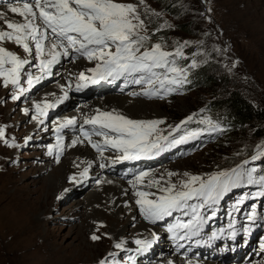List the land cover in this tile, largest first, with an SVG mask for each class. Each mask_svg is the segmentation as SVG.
Masks as SVG:
<instances>
[{
  "label": "rangeland",
  "instance_id": "rangeland-1",
  "mask_svg": "<svg viewBox=\"0 0 264 264\" xmlns=\"http://www.w3.org/2000/svg\"><path fill=\"white\" fill-rule=\"evenodd\" d=\"M116 2L136 7V13L143 21L140 34L148 37L141 51L160 44L161 50L172 53L174 60L179 63L189 59L190 68L187 72L190 74L202 63L207 73L221 82L226 80L240 88L264 110V0ZM170 2L178 5L176 11H169ZM182 24L186 26L181 27ZM3 42H0L2 47ZM9 45V42L5 43V46ZM8 49L16 53L23 47L19 45V48ZM177 49L182 55H176ZM27 60L29 64L22 68V76L31 72H34L33 76L36 75L32 55L27 56ZM61 69L53 72L55 79ZM121 78L125 84L132 85L133 89L141 93L136 98L157 106L156 114L150 113L142 120L162 121L156 125L157 131L151 138L155 140L156 137H167L166 140H159L163 160L162 164L154 166H160V172L153 173L155 178L162 175L164 183H179L188 180L190 176L202 178L226 169L254 150L264 151V136L258 134L264 131L263 122L231 125L230 131L222 130L219 126L217 136L200 148L198 144H187L182 155L177 158L175 148H170L173 141L180 140L173 137L177 125L181 127V122L188 121L189 116H192L191 120L200 122L214 115H225L223 98L215 96L218 87L209 85L171 95L164 93L159 86L154 88L157 83L137 85L131 83V78ZM3 80L0 77V129L4 133L0 137V264H100L101 261L104 264H129L130 260L125 257L121 247L115 246L118 242L113 237L119 235L117 227L124 224L128 228L124 226L126 232L123 237L128 239V244L136 245L138 238L133 235L140 228L134 229V225L129 224L133 219L130 220L131 215L120 210L121 207L111 194L112 187L102 183L103 179L99 184L98 181L94 184L93 181L88 182L86 178L74 182L73 170L63 179V192L57 193L58 188L50 186L51 173L59 164L45 165L40 152L42 148L37 141L44 132L38 127L34 128L33 116L39 117L33 112L34 107L30 108L28 115L21 114L44 85L36 87L37 85L32 84L31 88L26 85L20 98L13 100V87L11 84L5 87ZM219 87L220 90L223 89L220 83ZM146 89H152L157 94H142ZM133 119L140 120L134 116ZM46 137L48 135L45 133L44 138ZM63 137L67 138L68 134ZM70 162H77L75 154H70ZM95 166L97 164L94 163ZM84 168L85 166H81L79 170ZM168 173L175 175L169 176ZM184 173L189 175L185 176ZM145 184L149 183L145 181ZM168 186L160 184L158 189H154L152 185L150 193H155L156 197L162 193L159 191L160 187ZM90 192L93 196L100 195L98 203H94L91 209L88 202L92 198L87 200ZM151 197L155 198L154 195ZM136 200L134 207L140 208L135 203ZM98 209L100 213L105 212L102 218L89 214ZM93 234L99 235L100 239L92 240ZM139 247L137 244L136 248Z\"/></svg>",
  "mask_w": 264,
  "mask_h": 264
},
{
  "label": "snow or ice",
  "instance_id": "snow-or-ice-1",
  "mask_svg": "<svg viewBox=\"0 0 264 264\" xmlns=\"http://www.w3.org/2000/svg\"><path fill=\"white\" fill-rule=\"evenodd\" d=\"M7 8L11 13L22 17L23 22L9 20L6 18L7 13L0 11V20H3L7 29H11V31L0 30V41H14L17 45H22L25 52H31L32 49L28 43L30 39L35 42L37 56L44 54L45 41L50 42L49 55L51 59L40 60L41 72L49 69L52 64L57 62L58 56H70L71 50L89 61H97L95 67L88 70L93 76L86 77L82 72L80 73L81 80L88 79L92 83H96L97 77L99 80L123 77L125 79L131 78V83L137 85L159 83L160 88L165 87L166 81L171 84L181 83L179 79L174 77L169 79L166 73L154 71L156 68H167L168 72L182 73L183 69L168 67L170 64L169 57L172 53L162 51L160 44H155L150 50L141 51L148 37L140 34L139 29L143 28V21L140 20L136 13V7L132 4L118 3L116 0H33L32 3L25 2L22 5L8 3ZM57 49H62V53L55 51ZM176 55H182L179 49H177ZM27 64H29L27 59H21L16 53L0 46V77L4 78L5 87L9 84L19 86L21 69ZM5 65H11V67H5ZM32 80L33 78L29 75L28 84L30 86ZM20 91L23 92L24 89L21 88ZM139 94L141 93H130V95ZM142 94L155 95L157 92L146 89ZM19 98L13 93V100ZM64 98H67L66 92ZM53 106L51 103L44 102L43 105L37 103L35 108L40 116H46L47 109ZM24 111L27 113L28 109H24ZM33 119H37V117L33 116ZM187 119L191 120L192 116ZM74 122V120H68L67 124ZM160 123L162 121L130 119L115 112V110L104 111L84 120V124L94 126L92 134L104 137L103 146L93 142L91 134L83 126L81 132L101 156H103L105 147L110 146L122 151L123 154L117 157L118 160H132L139 159L141 155H148L153 150H159L161 147L159 140H166L167 137H156L155 140L151 137L157 131L156 125ZM181 123L185 122L182 121ZM97 125L99 128L95 127ZM176 127L178 129L180 125ZM3 135V130L0 129V137ZM183 139L184 137H181L180 140L173 142L180 143ZM49 152L51 153V147ZM58 159L59 157H57ZM252 159L255 160L257 157L253 156ZM100 167H105V165L101 164ZM86 173L87 169L81 175ZM149 175L148 172L141 171L136 179L143 181V178ZM168 175L173 176L175 173H168ZM184 175L188 176L189 174L184 173ZM240 175L237 169H232L231 173H214L207 180H203L199 176H190L188 180L180 182L179 188L174 183L168 187H160L159 191L163 194L156 196L155 199L148 198L155 193L137 191L135 195L139 198L136 200V204L140 206L144 218L152 223L172 216L173 211L177 209L191 207L193 212H196V205H189V200L193 197H202L207 203L226 191L229 184L235 182L234 177L238 180ZM73 179L75 178L73 177ZM197 181H199V186H193ZM260 181L264 182V176L260 177ZM253 182L251 172H249L248 183ZM153 184L159 186V181H149L148 186L151 187ZM195 219L196 216H193L191 220L179 226L191 229L195 226L193 223ZM169 230H171V226H169ZM91 239L95 241L99 240L100 237L93 234ZM150 243L147 240H136V244L144 248ZM115 246L120 248L121 244L118 243ZM100 264H104V261H101Z\"/></svg>",
  "mask_w": 264,
  "mask_h": 264
},
{
  "label": "bare ground",
  "instance_id": "bare-ground-1",
  "mask_svg": "<svg viewBox=\"0 0 264 264\" xmlns=\"http://www.w3.org/2000/svg\"><path fill=\"white\" fill-rule=\"evenodd\" d=\"M7 5L8 4H0V11H4L7 13L6 18L9 20H12L14 22H23V18L20 17L18 14H14V13H11L10 11H8ZM0 30L11 31L10 29H7V26L3 22V20H0ZM6 42H9L10 45L5 46ZM3 43H4L3 47H5L7 49L8 48L12 49L15 47L19 48V45H17L14 41L4 40ZM28 43L30 45V48L32 49L31 52H25L24 49H19L18 51H16L14 49L20 58L27 59V56L30 57V55H32V58H34L32 65L34 67H35V64L37 62H39L41 59H51V56L49 55V50H50V42L49 41H45L44 54L42 56H37L36 51H35V46H33L34 41L30 40V42H28ZM55 51H57V50H55ZM69 57L71 58L73 63L66 65V67H64V68L62 67V69L60 68L61 70H60V72H58L59 75L55 74V75H57V79H55L54 75H51L50 76L51 78L50 77L45 78L43 76V74L37 75L39 73H37L34 76L32 75V78H34L33 84L40 86V87L42 85H44V87H43V89H41V92L35 96L34 100H32V102H30L27 105V107H24L22 112H21V114L23 116H25V114H27V113H25L24 109H28V112H29L31 107H34L32 110H33V112H35L36 111L35 105L37 103L43 105L44 102H48V103H51L54 105L53 107L49 108L51 110L54 109L55 107L57 108L54 117H52L50 119H44L43 117L40 116V117H37V119H35V121H34V125H35L34 128L38 127L41 132H44V133L39 135V139L37 141H39L38 143L40 144V147L42 148L40 152H41V155H43L44 161L46 162L45 165H51V164L58 165L59 164L58 167L54 168L55 170H53V173H51L50 186H53V189L58 188V189H56L57 191L55 190L57 193L63 192L65 189V187L63 188V186H62L63 185V179L67 176V174L71 173V170L74 171V172H72V176L75 178V179H73L74 182L79 181L83 178H86L88 182L93 181V184H94L95 182L98 181V184H99V181L101 182V179H103L102 183H105L106 185L113 188V191L111 192V194H112V196H114V198L116 200L115 202H117V204L121 207L120 210L125 211L131 215L130 220L133 219V221H131L129 224L134 225V229L136 227H138L137 229L140 228L138 231L134 232L135 235H133V236L137 237L140 240H147V241L151 242L149 244V246L153 248L154 253L152 254V257L150 258V260L148 262H146V264H186L187 261L184 262L182 259L179 258V256L175 255L174 251L176 248H179V244L175 243L174 241L172 243L167 241L164 237V234L160 233L159 229H157L153 224H148V222H146L142 219V217L144 218V215L141 213V211H140V213L142 214V217L138 216V209L136 206L134 207V201L139 197H137L135 195V188H133L134 185H130L132 183V181L126 182L124 180H120L117 178H111V177L107 176L106 174L100 173L97 170V166L94 167V163L97 164L95 153H93L90 149H88L86 147V145L83 143V141H81L75 134H68L67 138L66 137H60L57 139H55L54 136L51 135V132L56 127L63 125L68 120H76L78 118L79 113H82L83 115L88 116V114H90V113L115 110V112L123 114L126 117L133 119V116H134V118L140 119V120H142L143 118L145 119L146 116H148V114H150V113H153V114L157 113V109H156L157 106L147 104L141 98L140 99L136 98V95H130V93H127L126 89H124L121 92H118L117 89H115L116 92L111 91L109 89H100L96 92H90V91L85 90L81 95L82 98L84 100H86L85 103L82 106H79L77 109L73 108L74 106H72L71 100L68 99L69 95L67 94V98H64L65 91L63 90L62 85L66 83L65 82V73L67 75L71 76V80L68 82V84L76 85L77 84V74L75 73L76 70H77V72H80L81 67L83 69H87V68L92 67L93 64L87 58L82 57V56H78L75 53H71V55ZM31 73L34 74V72H31ZM21 78H22V73L20 74V79ZM37 78H39V79H37ZM27 87L31 88V86L29 84H27ZM32 91H34V89ZM64 106H66V108H64ZM40 121H43V123H40ZM86 128H88V126H86ZM45 133L48 135V137H46V138H44ZM43 139H44V141H43ZM74 141L76 143H73ZM50 147H51V153L49 152ZM56 150L61 151L60 155L56 156V154H55ZM71 153L76 155V160H77L76 163L70 162V154ZM106 153H109V152H106ZM113 156H114L113 154L110 155L111 161L114 159ZM57 157H59L58 160H57ZM81 166H85V168L82 170H79V168ZM162 167H164V166H162ZM132 168L133 167H123L120 169V171L121 172L125 171L126 175L129 176L130 173L133 171ZM159 168H160V166L156 167V169L155 168L150 169L149 170L150 175L147 177H144L143 181H140V183H138V184H140L143 187L145 181H146V183H149V181L155 180V181H159V186H160V184L161 185L167 184L170 186V184H172V183H169V184L164 183L165 180H164V177L162 175L157 176V174H158L157 173L156 178H155V176H153L154 175L153 173L160 172L158 170ZM167 168H169V165ZM85 169H87V173L82 176L81 173H83ZM162 173H163V171H162ZM135 181L137 182V179ZM159 186H157L156 184H153L154 189H158ZM101 188H102V186H101ZM99 189H97V190H99ZM156 192H157V190H156ZM89 195H88L87 200H89V198H92L88 202V204L90 205L89 207L91 209L92 206L94 205V203H98V201H99L98 197H100V195L93 196V195H91V192ZM154 197H155V195H154ZM78 202H76L75 204L77 205ZM78 205H79V203H78ZM109 206H111V205H109ZM110 209H112V208H110ZM102 210H104V209H102ZM89 214L90 215L94 214V217L102 218L103 215L105 214V212L100 213V210L98 209V210H96L95 213L91 211V213L89 212ZM121 216H122V213H121ZM193 216H196V219L193 221V223L195 225L197 220H199V216H197L194 212L189 213V215L185 219L187 221H189L193 218ZM255 216H256L255 214H252L250 217L255 218ZM235 218H237L241 222H243V220L245 219V217L243 215H236L234 218H231L229 220H234ZM213 222H216L217 224H219L217 218H212L208 222L209 232L207 234H201V233L197 232L193 235H189L188 233H183L182 237L184 240H183V242H181V244H183L184 247H186V248H190L192 246L191 243L195 242L194 243V245L196 246V250L194 251V254H195V253L199 252V250H197V248H199V247H197L199 241L205 242V241L209 240L206 247L201 249L202 250V258L198 259L196 261L197 262H199V261L207 262V263H211V264H229L228 260L220 261L218 259V257L215 256V250L213 248V244L217 241L218 236L220 234V231L216 228V225ZM124 226L125 225L122 224L121 227H117L118 228L117 231H118L119 235H117L115 237L112 236V237L119 244H121V248L123 250H127L128 248L134 249L135 245L128 244V241H127L128 239L126 237H123V233H125L126 228H128L126 226H125L126 227L125 228ZM193 229H194V227H193ZM241 231L243 232V228L241 227L240 222H237L236 224L229 225V234L225 237L226 239H222L221 245L231 247L233 245H241V244L245 243L247 245V247H249V250H254V252H258V250L256 249V246L253 244V238H249L247 240L245 238V235H244V237H241V238H237L236 236L233 235V234H237ZM128 238H130V237H128ZM89 242H91V241H89ZM152 242H157V245L152 244ZM211 242H213V244H211ZM143 251H144V249H143ZM51 253H53V252H51ZM244 259H245V255H242L240 260H244ZM196 261H194V262H196ZM140 262L142 263L143 261H140ZM260 264H263V263H260Z\"/></svg>",
  "mask_w": 264,
  "mask_h": 264
},
{
  "label": "trees",
  "instance_id": "trees-1",
  "mask_svg": "<svg viewBox=\"0 0 264 264\" xmlns=\"http://www.w3.org/2000/svg\"><path fill=\"white\" fill-rule=\"evenodd\" d=\"M168 9L169 11L174 12L178 9V5L170 2ZM185 26L186 24L181 25V27ZM152 37L154 38V36ZM189 63V59L181 61L180 63L179 61L177 62L179 67H183L187 71L190 68ZM191 72L192 73L187 76L188 85L184 90L191 91L209 85H215V87H218L215 96H221L223 98L222 103L225 104V115L221 117L214 115L212 118L224 125L223 130L230 131V129H232L231 125H254L262 124L264 122V110L259 108L253 99L244 94L240 88L229 84L226 80L223 82L219 81L215 76L206 72V67L202 63ZM219 83L222 84V90H220ZM208 111H210V108H208ZM258 134L264 136V131L262 130L261 133Z\"/></svg>",
  "mask_w": 264,
  "mask_h": 264
}]
</instances>
